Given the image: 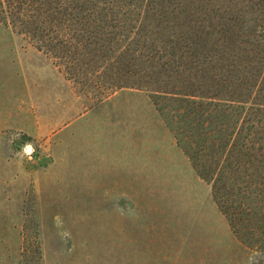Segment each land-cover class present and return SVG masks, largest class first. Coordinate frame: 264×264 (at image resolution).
Wrapping results in <instances>:
<instances>
[{
  "label": "rangeland",
  "instance_id": "rangeland-1",
  "mask_svg": "<svg viewBox=\"0 0 264 264\" xmlns=\"http://www.w3.org/2000/svg\"><path fill=\"white\" fill-rule=\"evenodd\" d=\"M105 1L97 23L43 13L53 52L0 22V264H136V215L197 220L156 232L184 243L174 264H264V218L230 223L186 151L179 102L136 82L169 49L151 16L189 0ZM258 10L250 40L264 39Z\"/></svg>",
  "mask_w": 264,
  "mask_h": 264
},
{
  "label": "trees",
  "instance_id": "trees-1",
  "mask_svg": "<svg viewBox=\"0 0 264 264\" xmlns=\"http://www.w3.org/2000/svg\"><path fill=\"white\" fill-rule=\"evenodd\" d=\"M166 2L182 5L181 0ZM184 5L182 15L169 16L163 8L151 16L169 49L151 71L138 73L136 82L149 86L156 98L179 102L186 121L180 133L190 141L186 151L200 175L213 180L215 199L230 223L238 215L264 218V39L250 40L243 30L249 14L264 11V0ZM106 8L105 0H0V22L32 32L38 48L53 52L58 36L43 35L48 20L43 13H50L49 22L70 27L78 20L101 22ZM64 40L59 43L68 50L74 42L69 36Z\"/></svg>",
  "mask_w": 264,
  "mask_h": 264
},
{
  "label": "crops",
  "instance_id": "crops-1",
  "mask_svg": "<svg viewBox=\"0 0 264 264\" xmlns=\"http://www.w3.org/2000/svg\"><path fill=\"white\" fill-rule=\"evenodd\" d=\"M197 221L188 219H172L171 216L162 215H136V253L142 254L138 259L136 258V264H174L175 260H179L178 254H181V249H184V243L179 246H173L170 241L165 238L156 237L158 230L168 231L173 229V222L175 221ZM214 225V224H213ZM210 230L213 232L217 231L216 226H211ZM218 240L211 241L210 245H215ZM204 245L203 243H192L189 247H197ZM157 250L158 256L152 258L153 250ZM175 252L177 255H173Z\"/></svg>",
  "mask_w": 264,
  "mask_h": 264
}]
</instances>
